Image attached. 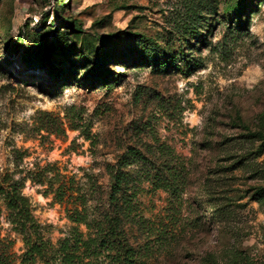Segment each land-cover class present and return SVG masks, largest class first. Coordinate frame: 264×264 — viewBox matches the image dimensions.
<instances>
[{"label": "rangeland", "instance_id": "1", "mask_svg": "<svg viewBox=\"0 0 264 264\" xmlns=\"http://www.w3.org/2000/svg\"><path fill=\"white\" fill-rule=\"evenodd\" d=\"M227 1L0 0V183L55 163L75 196L101 204L107 165L137 151L149 161L129 155L125 167L142 220L130 239L148 264H264V142L249 135L264 131V0H239V17ZM157 172L172 186L157 188ZM44 190L25 181L57 243L72 200ZM0 208V234L20 254Z\"/></svg>", "mask_w": 264, "mask_h": 264}, {"label": "trees", "instance_id": "2", "mask_svg": "<svg viewBox=\"0 0 264 264\" xmlns=\"http://www.w3.org/2000/svg\"><path fill=\"white\" fill-rule=\"evenodd\" d=\"M226 3L224 11L235 17H239L246 7V3L239 0H228ZM67 22L71 32H82L81 24L72 15H69ZM133 35L143 42L149 40L140 33ZM50 57L47 55L43 59L45 63H49L46 68L48 71L52 68L50 62L58 61L54 58L55 54L51 61ZM143 60L152 62L150 58ZM158 63L162 68L174 61L166 59L164 62L159 60ZM102 74L107 75L105 72ZM260 122L264 124V112L260 116ZM249 135L264 142L262 129L250 132ZM159 150L163 153L165 148L161 146ZM152 153L155 154V151ZM129 155L137 158L140 154L131 151L118 164L107 165L109 187L106 199L101 204L90 198L87 192H77L75 196L74 179L63 174L55 163L37 166L24 177L0 183V200L3 201L6 219L12 230L21 237L24 247L23 252L17 254L12 249L14 242L0 234V264H148L149 254L140 246L133 245L130 239L134 228L140 227L142 220L133 215V202L126 195L130 184V174L125 169L131 161ZM139 159L149 161V158L142 155ZM169 165L167 163L165 167ZM174 175L170 173V176L175 177ZM26 180L45 186L44 193L53 194V198L59 203L72 200V208L68 212L73 226L68 236L57 243L45 238L41 225L33 215L32 203L24 193ZM152 182L157 188L172 186L170 179L158 172ZM82 225L85 226V231L80 229ZM208 259L209 264H218L214 258Z\"/></svg>", "mask_w": 264, "mask_h": 264}]
</instances>
